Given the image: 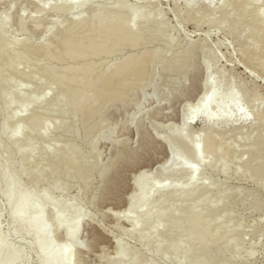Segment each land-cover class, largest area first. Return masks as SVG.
<instances>
[{
	"label": "rangeland",
	"instance_id": "rangeland-1",
	"mask_svg": "<svg viewBox=\"0 0 264 264\" xmlns=\"http://www.w3.org/2000/svg\"><path fill=\"white\" fill-rule=\"evenodd\" d=\"M85 1L0 0L1 34L17 42L18 53L29 40L49 41V33L75 18L107 16L121 0L57 10ZM122 1L125 11L137 13L136 32H159L147 44L92 58L60 50L55 57L29 55L11 67L0 60V259L9 250L18 258L12 264H43L55 245L70 246L73 264H193L207 244L214 254L202 264H264V21L256 15L264 0ZM145 50L161 56L138 63L137 73L131 66L121 85L111 82L110 94L85 112L95 97L84 88L72 94L76 84L85 86L81 70L93 66L89 78L104 80L128 54ZM210 84L221 95L233 94L228 118L213 105L207 119L200 100ZM15 85L20 89L6 106ZM210 135L214 145H228L222 159L207 148ZM174 136L199 142V163L190 158L183 168L170 159L165 142ZM173 150L183 154L179 146ZM195 169L205 173L195 191L184 194ZM144 179L152 197L140 206ZM8 183H14L13 198L26 195L32 208L13 204ZM174 192L176 199L159 205L162 194ZM192 211L203 226H182ZM22 213L28 221L20 230L16 216ZM39 214L50 234L42 248L32 231ZM130 217L137 218L136 228ZM77 221L70 241L66 225ZM227 223L230 230L217 237L204 233Z\"/></svg>",
	"mask_w": 264,
	"mask_h": 264
},
{
	"label": "bare ground",
	"instance_id": "bare-ground-1",
	"mask_svg": "<svg viewBox=\"0 0 264 264\" xmlns=\"http://www.w3.org/2000/svg\"><path fill=\"white\" fill-rule=\"evenodd\" d=\"M87 1L88 0L76 5H59L57 6V10L64 12H72L77 10L79 12L87 3ZM226 2L227 0H224L223 5H225ZM44 4L48 5L47 3ZM262 8L264 9V7ZM262 8L258 9L256 14L259 21H264V10ZM43 10H45V8ZM124 14L127 15V23L121 22V16ZM136 21V11L134 9L129 12L125 11L123 7V1L121 0L117 3V8L111 10L107 16L104 17L102 16L101 12H99L97 15H95L93 20L75 18L70 24L59 29V31L55 33H49V36L47 35L49 37V41L46 39L47 41L43 40L41 45H37L36 43H33L29 40L24 43L21 51L18 53L14 52L13 50L14 45H16L17 42L11 41L1 34V30L5 25V21H2L0 23V60L7 58L10 61L7 63V67H11L15 62L26 56L40 55L55 57L59 55V50L61 53H63V55L65 54L71 58H92L102 54L108 56L122 54L126 48L134 49L143 44H147L149 41H151L152 37L159 33L158 31L151 30L149 27H146L145 31L142 33L136 32L133 28V24ZM158 29L161 30V27ZM262 31L264 32V30ZM48 42H51V44ZM154 55L161 56L157 51L147 50L141 51L139 53H130L127 55L128 60L125 63L120 64L114 71L112 70V72H110V74L104 80L101 79L102 81L99 80L97 82L89 78V74L94 71V67H84L81 70V73L84 78H87L84 84L85 86L81 88V82L80 84H76V88L73 89L74 92L72 94L75 97L76 95L78 96L79 92H82L84 89H90L94 91L95 101H93V106L87 107L86 110L83 109L85 112L87 111V113L90 110L93 111L96 108V102L102 101L110 94L111 82L114 81L115 86L119 87L121 85L119 77L125 71L134 65L133 70L137 73V71L140 69L139 66H137L138 63H143L147 60L149 61ZM19 89L20 88L17 85L12 88L11 93H9L7 96L6 106L13 102L14 96L19 91ZM20 100L23 105H27L29 103L27 98H21ZM200 104H203L204 111L207 114V119L212 121V116L209 114V108L211 106L216 105V108H219L220 117L228 118L230 114V105L234 104V106H236V100L232 93L221 95L215 90L213 84H210L208 91H206L201 98ZM27 119L29 118H24L23 121H26ZM19 128L20 127H17L15 134L19 132ZM191 141L192 140L189 141L182 138L181 136H174L166 139L165 142L167 148L172 151L170 159L177 161L183 168H185V165L190 158H192L195 163H199L200 161L202 150L199 147V142L194 140L192 142ZM214 141L215 138L213 136H208L206 141L207 148L210 150L214 149L216 151L214 154L217 160L222 159L225 156L228 145L216 144V146L214 145ZM175 146H179L183 150V154L179 157L174 154L175 150H173V148ZM73 151L74 152L72 153L69 161L70 165L74 163V158L77 155L76 151ZM209 165H212V163L210 162ZM204 173L205 169L203 171L200 169L191 170L188 185L182 192H184V194H189L190 192L195 191V186L200 182V179ZM142 176L141 179L143 178ZM147 180L144 179L142 182L139 181L141 184V194L139 196L140 206L147 204L151 199L150 197H152V194H150L152 192L147 191ZM7 189L9 191L10 199L15 206L24 204L29 208H32L33 203L26 195H22L18 200L13 198L11 192L14 189V183H8ZM206 192L207 190L205 189L203 191L205 197ZM178 193L179 192L162 194L159 205H165L167 202L176 199L179 195ZM137 212H139V209ZM62 214L63 211L57 213L55 215L56 219H59ZM129 219L131 223H133L134 228H136L138 223L137 218L130 217ZM16 220L18 223V229H24L28 221L27 213L17 215ZM183 222L184 223H182V226L192 223L198 225V227L203 226L205 223L200 221L195 211H192L188 216H186ZM79 225L80 221H77L74 225H66V235L70 241H72L74 238L75 232L78 230ZM229 230L230 225L227 223L224 227V230L221 227H214L209 231H205L204 233L217 237L222 234V232H228ZM32 231L38 237L36 241L38 247H44V240L47 239L50 234L47 225L44 224L42 214H39L37 225H34ZM48 249L51 250V253L47 255L43 264H73L74 261L70 257V246L57 250L55 245H49ZM178 251V253H183L180 248H178ZM213 254L214 253L212 249L207 244H205L194 253L193 264H202L207 259H211ZM17 259V256H15L11 251L4 250L0 259V264H12L15 263Z\"/></svg>",
	"mask_w": 264,
	"mask_h": 264
}]
</instances>
